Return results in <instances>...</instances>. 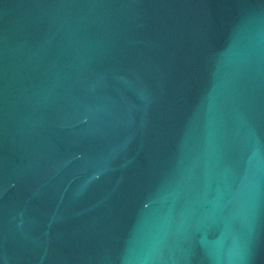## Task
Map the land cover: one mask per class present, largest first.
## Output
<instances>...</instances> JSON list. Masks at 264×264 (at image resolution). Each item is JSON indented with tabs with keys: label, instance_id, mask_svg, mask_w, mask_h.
<instances>
[{
	"label": "water",
	"instance_id": "1",
	"mask_svg": "<svg viewBox=\"0 0 264 264\" xmlns=\"http://www.w3.org/2000/svg\"><path fill=\"white\" fill-rule=\"evenodd\" d=\"M0 264H264V0H0Z\"/></svg>",
	"mask_w": 264,
	"mask_h": 264
}]
</instances>
